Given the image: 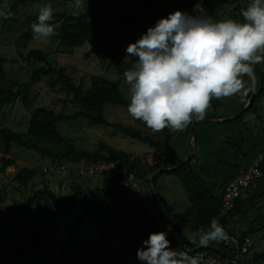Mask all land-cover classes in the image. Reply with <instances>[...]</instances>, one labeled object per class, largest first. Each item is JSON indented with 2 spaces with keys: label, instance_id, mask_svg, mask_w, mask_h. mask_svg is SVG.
Masks as SVG:
<instances>
[{
  "label": "rangeland",
  "instance_id": "obj_1",
  "mask_svg": "<svg viewBox=\"0 0 264 264\" xmlns=\"http://www.w3.org/2000/svg\"><path fill=\"white\" fill-rule=\"evenodd\" d=\"M166 1L178 2V0ZM93 2L95 1L83 0V3L88 4V6H85L84 11L93 8ZM251 2L252 0H236V3L223 6L217 12V15L211 18L214 21L233 19L237 22H245L242 12L247 9ZM149 4L154 5L155 3L151 2ZM45 5H51L53 13H69L71 10L69 3H62L57 0H29L25 3H20L10 18L0 21V57L6 60L4 63L6 77L0 82L1 88H13L15 84L27 82L32 71L40 66L64 67L75 83H79L82 78L86 88L90 85L89 76L93 74L103 75L105 72L106 64L99 63L95 55L86 58L84 57V53L90 49L93 43L101 41V38L114 27L115 21L107 18L102 21L100 27H96L97 22L94 21L92 26L96 28L92 40L73 49L66 46L60 47L59 41L54 36L50 38L47 44L35 39L34 36L25 41L22 38V34L30 26L26 18L31 15H38L40 9ZM162 9L165 14L167 11L174 12L176 10L191 13L188 8L172 5ZM148 16L150 20L153 19V16L149 15V13ZM54 26L57 33L59 25L54 24ZM34 49L42 50L47 55L46 62H36L32 59H27V53ZM256 79L258 77L255 73ZM242 81L246 88L249 87L252 90L250 92L251 95L254 91V79L251 75H244ZM59 89V83H56L53 78H43L39 83L32 86L28 94L29 107L24 106L20 100H17L15 103L7 105L0 110V127H6L20 133L26 132L30 113L35 107L51 108L56 112L62 111L67 114L81 109L79 105H73L68 102L71 94L67 95L66 92H59ZM120 90L128 100L125 96V87L123 85L122 87L120 85ZM242 101L243 97L239 95L217 100L216 104L218 105L214 106L213 111L207 113V116H233L240 110ZM252 108H258V113L255 114L249 111L242 120H238L237 122L225 121L221 123L198 124L196 131L197 134L202 136L197 139L198 149L204 146L208 148L210 155L204 157L199 152L197 158L200 161L204 160L206 163L216 164L217 158L228 157L231 150L228 144L225 143L226 140H238L240 142V138L243 135H246V139H248L247 134H249L254 138L250 142L240 143L241 147L249 148L248 155L246 157L240 155L236 159H231V161L236 160L248 166L251 161L247 162V160H250L253 155L262 152L264 149V134H262L264 128H259L260 118L264 120V97L261 100L254 101ZM103 115L108 122L133 126L139 131L154 137L162 136L160 132H153L140 122L134 120L127 112V109L121 105H105ZM55 126L59 134L70 138L71 142L80 149L94 151L98 148L99 142L103 140L106 144L117 150L125 151L141 158L144 157V160L147 161L146 163H151L150 153L153 150L148 145L137 142L104 125L90 126L86 119L77 118L76 120L58 121ZM261 130L262 133L260 132ZM258 131L260 133L257 134ZM178 137V141H175L170 147L175 162L184 160L189 154L186 146L190 136H186L182 130ZM37 141L42 147L49 148L54 152L61 148L59 145L48 140L38 139ZM233 152L234 150L231 154ZM10 153L12 157L17 159L18 163L3 171L0 170V206L7 217L10 216L14 201L22 202L33 192L44 187H47L54 193L57 204L62 206L68 195H70V184L72 182L77 183L96 199H101L104 202L109 200V194L102 183L105 177L102 174L90 175L86 171L84 162L72 163L60 161L56 158L42 156L33 150L14 144H12ZM1 165L0 161V167ZM160 165L161 161L159 160L155 165L150 166L159 167ZM24 166L34 169L35 175L26 183L14 180L13 175L15 172ZM62 167L64 168L62 169ZM207 180L209 182L213 181V179L209 178ZM157 185L159 197L168 203L174 204L177 211L189 209L190 205L186 193L174 176H161L157 179ZM140 187L143 191H146L145 196L149 197L150 184L149 187L146 185H140ZM135 193H137V189H126L124 195L133 201H135L134 199L142 200V197ZM85 207L86 205L83 201L76 200L68 214L57 216L58 225L56 229L46 236L43 233L41 234L40 229L49 219L40 205L36 204L35 207H31L28 211H24L20 206L17 207L15 210L16 222L20 223L23 228L12 241L0 248V264H7L20 247L33 241L38 234L43 235L47 243L51 245L53 254L50 255L45 252V248L41 246L36 252H31L28 259L26 257L22 258L29 260L32 264H53V259L62 254V247L60 248V246L64 244L75 253L73 260L69 264H103L105 259H111L114 256H117L121 260L120 264H140L138 258L125 260L131 233L144 227L140 214L131 211L118 197L117 205L108 217L105 213L93 214L80 222L78 221V217ZM106 218L108 219L110 228H108L106 234L102 237L99 235V232ZM154 220L155 218H152L151 223ZM251 225L253 226L252 234L244 235V237H248L251 241L250 253L264 250V198L261 200L258 198L253 199L251 203L245 205L242 214L230 218L227 231L240 235V233L249 229ZM4 226L5 223L0 222V233L4 229ZM11 232H13L11 228H8L5 234L7 235ZM148 236L149 234L145 233L143 240H146ZM141 247L142 243L139 248ZM115 264L119 263L116 262Z\"/></svg>",
  "mask_w": 264,
  "mask_h": 264
},
{
  "label": "trees",
  "instance_id": "obj_2",
  "mask_svg": "<svg viewBox=\"0 0 264 264\" xmlns=\"http://www.w3.org/2000/svg\"><path fill=\"white\" fill-rule=\"evenodd\" d=\"M4 1L10 6L8 14V18H10L20 3H25L29 0H0V3ZM141 1L149 3L152 2L150 0ZM184 2L194 5L197 0H184ZM203 2L207 9V14L210 17H215L218 10H220L225 5L236 3V0H203ZM167 6L171 5L161 4L159 8L165 9ZM169 13H171V11H167V15ZM106 16H108V14L93 13V8H90L87 11L81 12L79 14H70L68 12L53 13L52 23L59 25L58 31L56 35H54V38L59 41L60 47L66 46L70 47L71 49L80 47L87 41H91L93 38L95 29L92 26V23L97 18ZM115 16L117 17L119 24L110 29L101 38L100 42L93 43L90 49L84 53V57L88 58L91 55H95L98 58L99 63L106 64L107 66L114 64L117 71L125 72L126 70L131 69L132 61L130 60L122 63L115 62V53L112 51V48L116 39L128 27L139 28V38L141 34L145 33L149 27L154 26L155 23H147L132 15L115 14ZM37 17L38 15H31L26 18L30 26L28 30L22 34V38L25 41L31 39L34 36L31 25L37 21ZM1 20L6 19H0V21ZM137 39H135V41ZM26 57L27 59H32L36 62H46L47 59V55L42 50L38 49L30 50ZM5 62L6 60L0 57V82L6 77V71L4 69ZM253 67L261 76L263 85L262 92L254 100L256 101L259 99L261 100L264 97V61L257 63ZM43 78H53L54 81L60 85V89L58 91L66 92L67 95L71 94V98L68 99V102L73 105H79L81 109L67 114L62 111L56 112L51 108L35 107L30 113L26 132L20 133L6 127H0V147L2 152V156L0 157L2 164L0 167L1 171L10 166H15L18 163L17 159L12 157L10 153L12 144L33 150L42 156L56 158L60 161H68L72 163L84 162L85 165L96 161L114 162L117 164V166L132 172L140 185H146L148 187L150 184V178L157 169L173 167L178 164L172 159L170 148L172 136L168 128L159 131L162 134V139H157L156 137L143 133L132 126L120 123H111L105 120L103 115V108L105 105H121L127 109L129 101L122 95L117 84L105 79L102 75L93 74L89 76L90 85L86 88L82 78L80 79L79 83H75L73 78L68 74L67 69L64 67L55 68L51 65L46 67L40 66L32 71L27 82L23 84H15L13 88L0 87V110H2L7 105L15 103L17 100H20L24 106L29 107L30 102H28V94L32 86L36 83H39ZM249 96L250 93L245 96L240 108L248 100ZM211 104H213V102H211ZM249 111L257 114L258 108L254 109L252 108V105H250L247 110L241 116L234 119L233 122L242 120L245 114ZM77 118L86 119L88 125L90 126L98 124L104 125L137 142L148 145L153 150L151 152L161 161V165L159 167L150 166L151 164L146 163V161L143 162V158L132 155L131 153L125 151L117 150L116 148L106 144L103 140L99 142L98 148L94 151L80 149L71 142L70 138L59 134L55 126L58 121L76 120ZM136 121L145 126L142 121ZM259 122V128H264V120L260 118ZM189 128L190 125L183 129V132L186 134V136L189 135ZM196 129L195 143L197 145V139L202 136L197 134ZM260 132L262 133V130ZM260 132L258 131L257 134ZM262 134H264V132ZM247 137L248 139H246V135H243L240 138V142L238 140H226L225 143L228 144V147L231 148V150L229 151L228 157L217 158L216 164L206 163L204 160L200 161L197 158L199 152L204 157L209 156L210 153L208 148L202 146L200 149H198L197 145L196 153L186 164L175 170L162 171L154 176L153 182L155 183L156 188L158 186V178L163 175H172L180 182L186 193L190 207L189 209H185L183 211H177L174 207V204L168 203L163 198H161L163 206L169 217L170 224L175 229L180 241L186 247L195 248L199 246L195 241L190 239V237L200 229L207 230L213 218L217 219L223 228L227 230L229 219L242 214L246 204L251 203V201L255 198L260 200L264 198L263 177V179L259 181L257 189H246L236 199L235 207L226 215L220 216L222 206V191L224 186L230 180L235 178L241 170L248 168L252 161L260 155V153H264L263 149L262 152L253 155L250 160H247V162L251 161L248 166L236 160L231 161L232 158L236 159L240 155L242 157H246L248 155L249 148L240 146V143L242 144L244 142H250L251 139L254 138L249 134H247ZM38 139L48 140L56 145H59L61 148L60 150L54 152L49 148L39 145L37 141ZM233 150L234 152L231 154ZM101 174L103 177H105L102 183L105 190L109 194V200L107 202H104L101 199H96L77 183L72 182L70 184V195H68L65 203L62 206L57 204L54 193L47 187L33 192L22 202L14 201L9 217H7L0 206V222L5 223L4 229L0 233V247H3V245H7L10 241H12L14 237L17 236V233L23 228L20 223L16 222L15 217V210L19 206L22 207L24 211H28L31 207H35L36 204L40 205L41 209L43 212H45L49 219V221L45 223L40 229L41 234L43 233L46 236L51 234L56 229V226L58 225L57 216L68 214L70 208L76 200H81L86 205L85 209L78 217V221L81 222L84 221L89 215L93 214L105 213L108 217L112 210L115 209L119 197L121 201L130 208L131 211H134V213H139L143 219L144 227L143 229L133 231L131 233V238L128 242V250L125 255V260L137 258V250L142 243L145 233L150 234L163 230L165 221L160 211L159 204L150 186V196L147 199L153 203L157 211V215L154 217H149L145 210L138 207V201L140 200L136 202L124 195L126 188L120 187L119 182L115 177L106 172ZM34 175V169L24 166L15 172L13 179L18 182L26 183ZM207 178L213 179V181L209 182ZM111 185H114V188H112ZM152 218H155V220L152 222L153 224L151 223ZM102 224L103 227L100 230L99 235L104 237L106 231L108 228H110L108 219L106 218ZM8 228H11L13 232L6 235L5 232ZM252 232L253 226L251 225L249 229L240 233L238 237L240 240H242L244 235L252 234ZM228 233L236 236L234 233L229 231ZM168 239L172 242L171 238ZM41 246L45 248V252L49 253L50 255L53 254L50 247L51 245L47 243L43 235L38 234L33 241L23 247H20L7 264H32L29 260L22 258L26 257L28 259L31 255V252H36V250ZM172 247L178 248L174 242ZM60 248L62 254H59L53 259V264H69V262L73 260L75 253L65 244L61 245ZM215 248H220L226 252L232 251L231 248L223 246L221 241H219L210 243L208 246H200L196 253L201 252L207 258L209 256L218 254ZM189 254L194 257L193 254ZM242 257V259L247 264H263L264 250L253 253H250L249 250ZM116 262L120 264L121 260L118 259L117 256H114L111 259H105L103 264H115Z\"/></svg>",
  "mask_w": 264,
  "mask_h": 264
},
{
  "label": "clouds",
  "instance_id": "obj_3",
  "mask_svg": "<svg viewBox=\"0 0 264 264\" xmlns=\"http://www.w3.org/2000/svg\"><path fill=\"white\" fill-rule=\"evenodd\" d=\"M80 2L76 0V5ZM9 7L7 2L0 3V19L8 18ZM242 16V23L214 21L203 0H197L191 13L171 12L129 43L125 52L132 67L124 73L130 92L129 115L153 132L178 131L203 120L213 99L240 93L242 77L251 75L253 66L264 61V0H252ZM52 21L53 8L45 5L31 25L34 38L47 44L56 35ZM225 230L213 218L207 230H198L190 239L208 246L227 240ZM171 231L169 225L142 241L137 250L140 264H203L202 258L189 254L192 248L176 243L178 248L172 247Z\"/></svg>",
  "mask_w": 264,
  "mask_h": 264
},
{
  "label": "built area",
  "instance_id": "obj_4",
  "mask_svg": "<svg viewBox=\"0 0 264 264\" xmlns=\"http://www.w3.org/2000/svg\"><path fill=\"white\" fill-rule=\"evenodd\" d=\"M85 168L90 175L101 174L103 172L109 173L118 180L119 185L122 188L135 190L139 188V182L135 175L127 169L117 166V164L114 162L96 161L86 164ZM263 177L264 154H261L253 160L248 168L241 170L235 178L230 180L224 186L222 191V206L220 216L226 215L235 207L236 199L246 189H257L259 181L262 180ZM111 187L114 188V185H111ZM138 207L145 210L149 217H154L157 215V211L153 203L147 198L142 199V201L138 203ZM166 228L167 226L165 224L162 231H164ZM225 232L227 233L228 239L221 241V243L223 246L231 248V252L218 253L207 258L203 253L200 252L194 253V257L202 258L203 264H240L237 258L242 259V256L250 250L251 241L248 237H243L242 240H240L238 236L231 235L227 232V230H225ZM168 238L172 239L171 245H173L174 240L171 232L168 233Z\"/></svg>",
  "mask_w": 264,
  "mask_h": 264
},
{
  "label": "crops",
  "instance_id": "obj_5",
  "mask_svg": "<svg viewBox=\"0 0 264 264\" xmlns=\"http://www.w3.org/2000/svg\"><path fill=\"white\" fill-rule=\"evenodd\" d=\"M52 1H56V0H52ZM57 1H61L62 3H69L71 6V8H70L71 10L69 12L70 14L71 13L77 14L79 12L81 13L84 11L85 6L86 5L88 6V4L83 3V0H81L79 6L76 5V0H57ZM93 1H95V2H93V4H94L93 13H95V14L96 13L108 14V16H106V17H99L95 20L97 22L96 27H100L102 21L106 20L107 18L114 20L115 21L114 26H116L119 23V21H118L117 17L115 16V14L132 15V16H134L140 20H143L147 23H156V21L158 19H160L161 17H167V13L165 14L164 10L159 8V6L161 5L159 3H155L154 5H151L147 2H142L141 0H93ZM178 2L185 3L184 0H178ZM148 13H149V15L153 16L152 20L149 19ZM96 27H94V29ZM121 34L122 35H120L116 39V41L113 45V48H112V51H114V53H115L114 60H115V62H118V63L130 61V58L126 57L125 49L129 43H134L135 39L138 38V36L140 35V30H139V28H136V27H128ZM114 67H115L114 64L107 66L105 68V70H104L105 72L103 73L102 76L105 79L117 84L119 89H120V85H121V87L123 85L125 87V96L128 98V101L130 102V92L128 89V85L125 83V79H124V73L125 72L117 71L116 68L114 69ZM251 76L254 79L253 89L255 90L257 88V79L255 80V74L254 73H252ZM243 85H244V82H243ZM251 91L252 90H250L249 87L246 88L245 86H243L242 91L240 93H238L237 95L242 96L244 99L245 96H247V94H249ZM122 95H124V94L122 93ZM215 100L216 99L212 100L214 103L211 104L210 107L207 109V113L212 112L214 109V106L218 105V104H216L217 100L216 101ZM261 108H262V106H261ZM227 116H229V115L207 116V114H206L205 117L206 118L223 119ZM197 126H198V124L196 125L195 129L197 128ZM148 129H150V128H148ZM168 130L172 136V142H171V145H172L175 141H178V138H179L178 136L181 134V131L183 129L178 130V131H171L168 128ZM156 138L162 139V136L161 137L157 136ZM174 139H176V140H174ZM186 150L188 153L191 152V150L189 149V140H188V144L186 146ZM150 157H151L150 158V160H151L150 164L151 165H155V163L157 161H159V158L156 157V155H154L152 152L150 153ZM144 159L145 158L143 157V160ZM172 159H173V157H172ZM180 162L178 161L176 163H180ZM145 193H146V191H143V189H141V187H140L139 190L137 191V193H135V194L139 195L140 197H142V199H144V198H148L147 196H145ZM134 200L138 201L136 199H134Z\"/></svg>",
  "mask_w": 264,
  "mask_h": 264
},
{
  "label": "water",
  "instance_id": "obj_6",
  "mask_svg": "<svg viewBox=\"0 0 264 264\" xmlns=\"http://www.w3.org/2000/svg\"><path fill=\"white\" fill-rule=\"evenodd\" d=\"M152 2H155V3H159V4H166V5H172V6H176V7H185V8H188L190 10H192V7L193 5L189 4V3H178V2H172V1H166V0H150ZM253 71H254V74L256 73L257 74V77H258V87L253 91V93L250 95V97L248 98V100L246 101V103L243 105V107L240 108V110L233 116H230V117H227V118H223V119H203V120H200V121H197V122H194L192 124H190V128H189V149L191 150V152L187 155V157L182 160L180 163H178L177 165L173 166V167H165V168H161V169H158L157 171L154 172V174L151 176L150 178V186H151V189L154 193V196L159 204V208H160V211L162 213V216L165 220V224L166 226L168 227L170 224V221H169V217L166 213V210L163 206V203H162V200L161 198L159 197V194H158V189L156 188L155 186V183L153 182V178L154 176H156L157 174H159L160 172L162 171H171V170H175L179 167H181L182 165L186 164L190 159L191 157L196 153L197 151V148H196V144H195V127L197 124L199 123H221V122H225V121H233L234 119L238 118L239 116H241L246 110L247 108L253 104L255 98L262 92V88H263V85H262V79H261V76L258 74V71L253 67ZM172 227V231H171V235L173 237V240L174 242L178 245V247L180 248H184V249H191V248H188L186 247L181 241L180 239L178 238L177 234H176V231L175 229L173 228V226L171 225ZM200 248V246L196 247V248H192L190 253H194L196 252L198 249ZM217 252H220V253H225V251H223L222 249L220 248H215ZM234 257V256H232ZM238 262L240 264H247L243 259H239L237 258Z\"/></svg>",
  "mask_w": 264,
  "mask_h": 264
}]
</instances>
